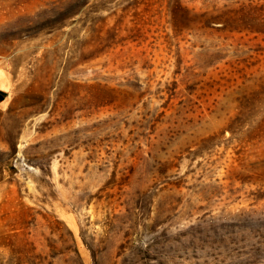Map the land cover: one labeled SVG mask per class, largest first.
Masks as SVG:
<instances>
[{"label": "rangeland", "instance_id": "374dc122", "mask_svg": "<svg viewBox=\"0 0 264 264\" xmlns=\"http://www.w3.org/2000/svg\"><path fill=\"white\" fill-rule=\"evenodd\" d=\"M0 76V264H264V0H0Z\"/></svg>", "mask_w": 264, "mask_h": 264}, {"label": "crops", "instance_id": "0c3cea01", "mask_svg": "<svg viewBox=\"0 0 264 264\" xmlns=\"http://www.w3.org/2000/svg\"><path fill=\"white\" fill-rule=\"evenodd\" d=\"M10 96L9 90L0 88V106L4 105Z\"/></svg>", "mask_w": 264, "mask_h": 264}, {"label": "bare ground", "instance_id": "6f19581e", "mask_svg": "<svg viewBox=\"0 0 264 264\" xmlns=\"http://www.w3.org/2000/svg\"><path fill=\"white\" fill-rule=\"evenodd\" d=\"M0 88L5 90H10L9 81L3 79L1 76H0Z\"/></svg>", "mask_w": 264, "mask_h": 264}, {"label": "trees", "instance_id": "16d2710c", "mask_svg": "<svg viewBox=\"0 0 264 264\" xmlns=\"http://www.w3.org/2000/svg\"><path fill=\"white\" fill-rule=\"evenodd\" d=\"M255 258H257V257H255ZM257 260V259H256Z\"/></svg>", "mask_w": 264, "mask_h": 264}]
</instances>
